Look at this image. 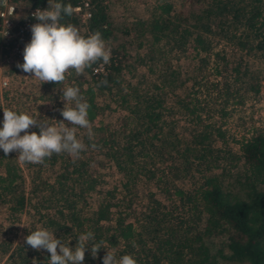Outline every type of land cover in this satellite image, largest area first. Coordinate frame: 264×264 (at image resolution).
Listing matches in <instances>:
<instances>
[{"label":"trees","instance_id":"1","mask_svg":"<svg viewBox=\"0 0 264 264\" xmlns=\"http://www.w3.org/2000/svg\"><path fill=\"white\" fill-rule=\"evenodd\" d=\"M59 2L72 5L71 0ZM190 2L193 6L187 12L174 8L167 0L154 4L152 17L138 22L139 33L146 37L150 34L152 42L165 38L172 50L184 51L189 46L199 55L205 53L200 55L201 65L208 54L217 58L214 79L204 71L198 79L203 70L198 65L193 72L198 85L189 89L184 86L183 94L173 96L172 103L184 116L183 127L176 129L172 116V128H165L160 90L164 86L153 84L149 90L140 81L126 80L123 55L112 49L105 74L95 77L91 74L92 66L86 69L90 80L85 86L79 83L80 94L90 105L91 123L98 110L104 108L99 106L96 96L105 93L125 107L136 124L128 132L124 127L119 130L92 124L93 135L100 134L90 140L88 132H84L82 142L87 149L79 157L70 160L67 153H61L45 160L53 166L59 159L53 180L30 177V193L44 208L36 210L43 229L52 231L55 238L73 250L78 237L89 231L95 234V242L104 241L96 258L88 248L83 264H103L108 250H113L117 258L132 255L137 264H227V259L238 264H264V128L255 126L238 141V149L232 151L226 146L225 129L216 119L217 114L223 118L229 113L226 108L229 99L237 94L236 85L255 93L259 90L264 73L246 56L252 53L264 59V0ZM61 23L76 27L80 24L74 14L64 16ZM97 31L104 40L113 34L105 4L101 2L83 24L81 35L87 38ZM214 34L239 48L242 57L231 62L225 51L214 52ZM177 73L172 68V90ZM59 84L43 83L45 94L48 88L52 91V100L61 95V90L53 94ZM91 149L113 161L121 174L119 185L103 186L102 175L89 168L94 156ZM23 177L14 153L6 156L0 149V204L9 203L12 216L30 200L16 189ZM139 177L152 179L169 193L168 202L150 197L133 200V186ZM191 179L200 180L194 186ZM183 180H188L189 185L179 184ZM94 196L96 204L91 206ZM32 231V226L25 229L23 241L12 248L4 247L9 254L2 264H48L47 250L37 251L26 243Z\"/></svg>","mask_w":264,"mask_h":264},{"label":"rangeland","instance_id":"2","mask_svg":"<svg viewBox=\"0 0 264 264\" xmlns=\"http://www.w3.org/2000/svg\"><path fill=\"white\" fill-rule=\"evenodd\" d=\"M162 1L166 0H107L105 7L109 15L113 34L105 41L108 48L119 50L120 55H123V63L126 66L122 71L123 77L126 80L131 83L140 81L141 86L149 90H151L153 84L164 86L160 90L163 95L162 103L165 106L163 108V115L166 119L165 128H172L173 116L176 119V129H178L183 127L185 120L184 116L181 115V109L172 103L173 96L183 94L185 92L184 86L188 88L191 85H195V87L198 85L195 84L193 78V72L197 69L198 65L203 67L201 73L198 74V79L203 74V71L207 73L210 79H214L216 76L213 73L215 72L214 62L217 58L213 53L208 54L205 64L201 65L202 62H200L199 58L200 55L204 56L203 54L205 53L201 52L199 55L189 46L184 51L172 50L170 43L165 38L158 42H152L150 34L146 37L139 33L140 25L138 22L142 19H150L154 4ZM167 1L173 3L174 8L183 9L184 12H187L193 6L190 0ZM77 28L81 34L83 24H79ZM213 38L212 46L214 52L225 51L226 58L231 62L242 57L241 50L230 44V42H226L225 39L216 36V34L213 35ZM247 54L246 57L250 60V63L254 67H258V70L262 68V72L264 73V59L258 58L252 53ZM172 68L178 70L175 91L172 90ZM4 69L1 66L0 74H4L3 72L10 74L11 83L10 87L6 90L0 88V125L2 126L4 109L16 111L18 114L27 113L31 116L34 114L33 118L35 117L40 123L55 126H59L60 122L67 124L68 122L64 121L61 115V110L64 109L66 104V101L62 100L63 91L66 87L79 88V83L85 86L88 80H90V72L87 70L82 75H77L75 70H71L70 75L66 77L65 81L61 82L58 88L55 87L53 89V94L61 90L59 93L61 94L60 97L52 100V91L48 88V92L45 94L46 88L43 85L44 82L35 79L33 74L23 73L20 70H12L9 73L8 68ZM236 86L239 87L237 94L229 99V105L226 108L229 113L223 118H220L218 114L216 115L218 123H221L222 128L226 132V146L232 151L238 149V141L244 136H248L255 126L264 128V77H261L260 87L256 93L251 89L241 88L240 84ZM124 88L126 91L127 87L124 86ZM96 101L99 106H104V108L98 110V115L91 124L97 126L101 123L106 128H118L119 130L124 127L126 132L136 124L133 115L125 107H121L113 100H110L105 93H98ZM40 111L42 112L40 113L41 116H39ZM43 113L45 114L43 115ZM67 126L72 127V125ZM185 130L186 128H183V131ZM39 131L38 127L29 129V132H36L37 134H39ZM84 132L86 133L87 129L77 127V138L82 140ZM23 134L21 133V135ZM98 134L100 133L93 136L96 138ZM217 144H221L220 140H218ZM91 152L94 153V156H92L91 160L93 162L90 163L89 168H95L94 171L97 170L96 173L102 175L103 186L111 188L112 185H119L121 174L113 161L105 159L98 150L91 149ZM13 153L15 158H17L18 153ZM68 158L72 160L74 157L68 155ZM18 163L21 165L24 177L18 181L16 189L28 195L30 200L23 210L14 213L15 216L9 214V203L0 204V242L2 241L0 244V264L8 259L9 250L4 251V247L12 248L15 244L23 241L25 229L27 230L31 226L34 227V230L43 229L40 220H38L39 216L36 210L37 208L44 210V208L40 206L38 199L30 193V177L37 175L39 177H47L51 181L53 180L52 175L59 170V159L53 166H50L48 163H44L42 166H40L41 164H22L19 161ZM199 180L191 179V184L193 181V185L195 186ZM178 182L184 186L189 185L188 180ZM133 188L134 194H136L133 200L141 197L142 201H144L150 197L152 199L157 198L162 202H168L170 194L162 191L152 179L148 180L145 177H139L136 179ZM90 201L91 206L95 205V196ZM225 262L227 264H238L230 259H227Z\"/></svg>","mask_w":264,"mask_h":264},{"label":"clouds","instance_id":"3","mask_svg":"<svg viewBox=\"0 0 264 264\" xmlns=\"http://www.w3.org/2000/svg\"><path fill=\"white\" fill-rule=\"evenodd\" d=\"M74 11L70 3L64 4L59 0H49V9H37L33 16L40 23L31 26L32 38L24 48V63L17 67L33 74L39 81L59 84L65 81L70 70L82 75L87 68L100 61L108 64L111 49L99 31L85 38L75 25L60 23L64 16H71ZM62 100L66 104L61 115L68 123L60 122L59 126L40 123L27 113L18 114L4 109L3 126L0 127V149L4 154L18 153L17 159L22 164H44L53 154L61 153L79 157L87 146L77 138V127L87 129L89 139L93 138L92 124L88 118L90 105L78 87H66ZM32 127H38L39 134L29 132ZM26 243L37 251L47 250L50 253L48 264H83L88 248L96 258L104 241L95 242V234L89 231L78 237L73 250L55 238L52 231L38 229L26 237ZM103 264H137V260L132 255L117 258L113 250H108Z\"/></svg>","mask_w":264,"mask_h":264},{"label":"built area","instance_id":"4","mask_svg":"<svg viewBox=\"0 0 264 264\" xmlns=\"http://www.w3.org/2000/svg\"><path fill=\"white\" fill-rule=\"evenodd\" d=\"M71 1L75 10L73 14L80 24L88 22L97 3L107 2V0ZM37 9H49V0L45 3L38 0H0V71L3 66L5 69L8 68L9 73L12 70L26 73L17 65L24 63V48L32 38L31 26L40 23L33 16ZM107 70L108 64L100 61L92 65L91 74L98 77L100 74H105ZM70 71L66 77L70 75ZM3 73L0 74V88L6 90L10 87L11 76Z\"/></svg>","mask_w":264,"mask_h":264}]
</instances>
